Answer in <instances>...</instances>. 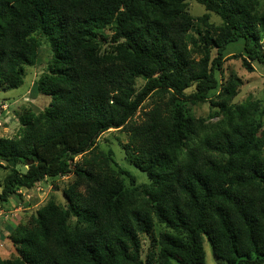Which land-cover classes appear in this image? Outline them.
Instances as JSON below:
<instances>
[{"label": "trees", "instance_id": "trees-1", "mask_svg": "<svg viewBox=\"0 0 264 264\" xmlns=\"http://www.w3.org/2000/svg\"><path fill=\"white\" fill-rule=\"evenodd\" d=\"M198 2L222 19H197L203 41L186 0H0L2 83L23 84L44 40L52 50L37 86L50 104L0 137L12 169L0 204L46 177H75L66 204L50 199L11 229L16 254L0 264H207L206 238L226 264H264V107L234 102L241 78L223 82L235 44L248 70L264 65V0ZM186 100L208 102V116ZM112 128L129 133L126 158L148 183L99 148Z\"/></svg>", "mask_w": 264, "mask_h": 264}, {"label": "rangeland", "instance_id": "rangeland-1", "mask_svg": "<svg viewBox=\"0 0 264 264\" xmlns=\"http://www.w3.org/2000/svg\"><path fill=\"white\" fill-rule=\"evenodd\" d=\"M188 10L195 18V23L190 30L192 37L203 41V32L205 26L197 21L202 15L209 13V21L220 25L222 19L215 13L208 12L198 0H186ZM107 35L109 30L102 29ZM110 36V35H109ZM192 45V44H190ZM235 55V56H234ZM245 53L241 44L231 46L224 58L223 82L229 80L231 76L241 78L243 84L240 86L239 93L235 97V103H245L249 100H259L261 107H264V65L259 62H252L253 71L248 70L243 64ZM52 57L50 45L44 40L40 51V61L34 66H27L23 84L17 88H9L0 81V137L13 138L18 134L21 127L19 115L27 109L34 111L44 110L51 102V96L42 94L38 91V80L46 71L48 63ZM199 58L200 56H196ZM145 81L141 78L137 80V87L143 86ZM194 87L189 88L187 93H191ZM149 101V99L147 100ZM146 101V102H147ZM186 110L196 117H207L210 112V104L202 101H185ZM263 121L262 131H264V111L259 114ZM137 121L142 119L140 110L136 113ZM219 117L208 120L209 123L217 122ZM129 133L126 129H109L104 132L98 139L99 148L103 151L112 150L114 157L120 166L130 171L137 181V184L149 182L146 172L134 166L127 158L123 144L128 141ZM78 159L80 158L77 157ZM21 172L26 171L27 165L20 164L18 166ZM12 171L6 166L5 162L0 161V181ZM73 174L64 177H46L38 182L33 188L22 187L13 195L9 202L0 204V257L6 259L16 254V250L9 234L11 229L18 224H24L31 220L38 209L44 206L50 199L55 200L59 204H66L63 191L74 180ZM127 185H131L130 180L126 179ZM149 239L143 236V250L146 254ZM206 261L207 264H226L218 259L212 250V246L208 239L205 240ZM174 264H181L176 262Z\"/></svg>", "mask_w": 264, "mask_h": 264}, {"label": "water", "instance_id": "water-1", "mask_svg": "<svg viewBox=\"0 0 264 264\" xmlns=\"http://www.w3.org/2000/svg\"><path fill=\"white\" fill-rule=\"evenodd\" d=\"M32 163H33V161L30 160V161L28 162V167H29Z\"/></svg>", "mask_w": 264, "mask_h": 264}]
</instances>
